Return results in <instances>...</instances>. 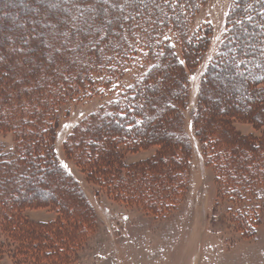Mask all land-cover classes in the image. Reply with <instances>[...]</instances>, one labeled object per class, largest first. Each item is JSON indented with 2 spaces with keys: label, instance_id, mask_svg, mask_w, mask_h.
I'll return each instance as SVG.
<instances>
[{
  "label": "trees",
  "instance_id": "1",
  "mask_svg": "<svg viewBox=\"0 0 264 264\" xmlns=\"http://www.w3.org/2000/svg\"><path fill=\"white\" fill-rule=\"evenodd\" d=\"M79 2L66 1L74 30L70 37L83 32L78 33V55L62 54L63 59L40 65L29 77L24 70L15 85L6 83L9 77L0 65V106L3 101L8 112L0 114V132H11L15 140L12 149L0 145V254L6 252L15 264H49L89 241L98 227L97 214L65 157L86 174L98 195L102 191L156 217L175 210L189 187L192 151L182 133L181 111L190 97L189 74L199 67L200 108L192 127L198 128L195 135L214 166L218 195L232 203L234 215L256 213L254 201L262 200L257 190L264 188V132L242 134L235 121L264 126V0H233L215 51L211 23L195 26L210 0H84L88 7L82 5L81 15ZM106 6L110 20L103 26ZM91 12L95 16L89 22ZM224 70L245 79L254 102L242 109L220 106L221 111L215 102L214 115L203 124V105L211 107L208 84ZM97 96L106 100L66 134L63 157L55 145L61 114ZM152 147L157 149L148 159L128 161ZM39 171L54 172L55 186L66 191L71 186L78 197L62 191L68 201L48 199L58 214L50 221L30 220L24 210L31 204L15 206L12 199V181ZM256 220L237 227L244 237L255 234L248 224Z\"/></svg>",
  "mask_w": 264,
  "mask_h": 264
},
{
  "label": "rangeland",
  "instance_id": "2",
  "mask_svg": "<svg viewBox=\"0 0 264 264\" xmlns=\"http://www.w3.org/2000/svg\"><path fill=\"white\" fill-rule=\"evenodd\" d=\"M66 1L0 0V65H5L3 68L9 77H5L7 84L10 81H13L12 85L18 84L19 79L23 78L24 70L28 71L26 75L29 77L31 71L39 69L40 65L56 63V59L64 58L63 55L70 59L72 54L78 55L80 49L76 48L82 39L78 33L83 32L79 30L73 38L70 37L74 30L69 22L72 13ZM82 2L77 4L79 8L75 5L79 15L84 10L83 4L88 7L87 2ZM232 3L233 0H210L195 18V26L211 23L213 51L224 35L225 19ZM107 9L106 6L105 20H101L103 26L110 20ZM94 16L91 12L86 18L90 22ZM254 36L255 33L251 35L252 38H255ZM256 56L261 57L260 54ZM16 61L24 64V67L16 64ZM199 68L189 74L190 97L185 110L181 111L183 115L180 118L182 133L188 138L192 149L189 187L182 201L169 214L159 217L148 215L140 207L116 202L102 191L98 195L97 187L87 181L86 174L74 161L65 157L62 140L66 134L75 123L96 110L106 99L101 96L90 98L73 105L69 112L61 114L59 126L62 129L55 145L65 157L67 167L80 183L83 193L94 206L98 227L84 247L75 248L67 257L53 259V263L49 264H264V188L257 190L262 200L254 201L255 207H258L256 213L240 211L234 215L229 209L232 203L218 195L214 166L208 163L209 157L203 153L200 140L195 135L198 128L194 131L192 127L193 113L200 108L199 89L203 68ZM214 75L206 93L207 102L211 107L209 109L203 105L201 110L204 112L203 124L214 115L215 102L219 104L220 111L222 106L225 110H228L230 105L242 109L246 102H254L253 98H250L251 92L244 88L245 79L235 71L224 70ZM4 84L5 82L2 86ZM2 102L0 114L7 117L8 112L5 114ZM12 103L14 105V102ZM178 125L180 126V123ZM235 126L246 135L260 136L264 132V126L256 129L249 122L235 121ZM14 143V135L11 132H0V145L5 146L6 150L12 149ZM156 149L152 147L137 152L130 155L128 161L148 159ZM53 174L54 172L39 171L30 178L24 175L17 178V182L12 181L14 204H31L24 211L32 221H50L58 217L56 210L46 202L48 199L60 203L68 201L63 198L62 191L69 194V197L78 199L75 189L71 186L67 191L55 186L58 180ZM260 203L261 206L258 205ZM34 204L38 205L33 208ZM235 210L237 209H232L233 212ZM254 216L257 220L253 221V224L250 222L248 227L251 233L256 232L250 237H244L237 227L241 222L242 225L249 223ZM14 262L6 252H1L0 264H15ZM29 262L34 261L28 260L25 263L32 264Z\"/></svg>",
  "mask_w": 264,
  "mask_h": 264
}]
</instances>
